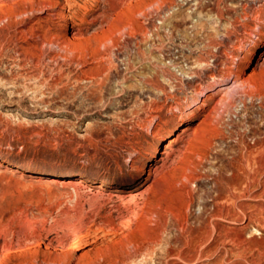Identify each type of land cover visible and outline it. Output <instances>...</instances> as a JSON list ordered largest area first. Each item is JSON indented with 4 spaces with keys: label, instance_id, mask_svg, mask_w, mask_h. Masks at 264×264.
Segmentation results:
<instances>
[{
    "label": "rangeland",
    "instance_id": "obj_1",
    "mask_svg": "<svg viewBox=\"0 0 264 264\" xmlns=\"http://www.w3.org/2000/svg\"><path fill=\"white\" fill-rule=\"evenodd\" d=\"M263 36L264 0H0L2 264H262L264 199L214 177L264 146Z\"/></svg>",
    "mask_w": 264,
    "mask_h": 264
},
{
    "label": "bare ground",
    "instance_id": "obj_2",
    "mask_svg": "<svg viewBox=\"0 0 264 264\" xmlns=\"http://www.w3.org/2000/svg\"><path fill=\"white\" fill-rule=\"evenodd\" d=\"M264 46V36H263V38L261 39V42L259 43V48L260 47H263ZM63 48H64V50H65V55L63 54V56H62V58L66 61L67 60V62H68V60H70L69 59V57L71 58V56H68L70 53H72V50H70V48H68L67 47V44L66 43H63ZM72 55V54H71ZM58 57V56H57ZM55 58V57H54ZM71 60H72V58H71ZM220 60V59H219ZM57 61V60H56ZM73 64V63H72ZM81 64V63H80ZM67 66V65H66ZM210 71V70H209ZM209 71H208V73H209ZM214 71V70H213ZM229 72V71H228ZM208 73H206L207 74V76H206V79L207 80H204V81H200V82H198L199 83V88H198V90L199 91H197L196 92V94L198 93V92H201L200 90H213V89H216V88H218V91H222V90H226L227 89V84H228V82H230V81H232V84H238V83H240L239 81H238V79H237V76H236V74H232L231 72L228 74V75H226V77L224 78V79H222V81L221 80H219V78H218V76H217V72H216V74H215V71L214 72H211L210 74H208ZM222 73V72H221ZM40 74V73H39ZM205 74V75H206ZM102 75H104V74H102ZM218 75H219V73H218ZM224 75V74H223ZM222 76V75H221ZM205 77V76H204ZM224 77V76H223ZM202 80V79H201ZM191 81V80H190ZM197 81V80H196ZM221 81V82H220ZM219 82L220 83H222L219 87H217V85L219 84ZM242 84V83H241ZM239 87V86H238ZM242 87V86H241ZM244 87V86H243ZM189 88L190 89H192V87L191 86H189ZM194 88V87H193ZM196 88V87H195ZM197 89V88H196ZM233 89V88H232ZM202 93V92H201ZM224 96V95H223ZM231 97V96H230ZM250 97V96H249ZM257 97V96H256ZM192 99L190 100V103L186 106V111L184 110L183 111V109L182 108H180V107H178V111L181 113V121H185V120H187V119H192L193 117H195L196 116V114L198 113V111H197V109L199 108V107H202L201 105H204L203 103L204 102H201V105L200 106H196V107H198L197 109H196V107L194 108V109H190V107H191V104L192 105H195V102H196V98H194V97H191ZM232 99V98H231ZM230 99V100H231ZM223 100H225V98L224 97H221L220 99H219V102L221 103V101H223ZM229 100V101H230ZM225 102V101H224ZM190 105V106H189ZM193 107V106H192ZM214 108V107H213ZM188 111V112H187ZM216 111V110H215ZM182 132L181 133H184V131H185V129H182L181 130ZM175 140V138L173 139V141ZM261 140V139H260ZM171 142V141H170ZM260 142V141H259ZM249 144V143H248ZM251 144V143H250ZM167 146H169V145H165V147H167ZM256 147V146H255ZM241 150V149H240ZM242 150H243V148H242ZM242 154H244L243 156H242ZM241 154V156H242V163L241 164H238V165H235V166H232L231 167V173L227 176V175H225V174H222L221 172L220 173H217L216 175H215V177H214V180H215V183L217 184L216 186H217V188H218V191H219V188L221 187V185L222 184H227V185H232L231 186V188L233 187V186H238L239 184H241V185H243V187H242V194H244V195H253L254 193H258L257 195L259 196V198L260 199H264V146H263V144L262 145H260L257 149L255 148V149H247V150H245V152L244 153H242ZM234 161V160H233ZM232 161V162H233ZM235 162V161H234ZM236 163V162H235ZM230 164H231V162H230ZM101 187V186H100ZM226 187V186H225ZM216 188V189H217ZM228 188V187H227ZM223 189V188H222ZM229 189V188H228ZM232 189H234V187L232 188ZM227 190V189H226ZM230 190V189H229ZM239 190V189H238ZM229 192V191H228ZM231 193V195H233V197H234V195H235V193L234 192H230ZM224 194H227V193H224ZM229 194V193H228ZM230 195V196H231ZM254 195H256V194H254ZM222 197V196H221ZM246 197V196H245ZM251 197V196H250ZM250 197H247L248 199L250 198ZM234 198H237V197H234ZM233 198V199H234ZM242 198V197H241ZM257 198V197H256ZM256 198H255V200H256ZM218 199V198H217ZM240 199V198H239ZM117 200H118V202H119V204H120V206H122V207H124V208H126V207H130L133 203H134V201H135V195L134 194H132V192L131 191H129V192H127L126 194H119L118 195V197H117ZM229 200V199H228ZM237 201H239L238 200V198L236 199ZM253 200V199H252ZM248 201V200H247ZM214 202V201H213ZM212 202V203H213ZM244 202V201H243ZM254 202V201H253ZM252 202V204L254 205V203ZM260 202V201H259ZM261 202H263L262 200H261ZM260 202V203H261ZM244 203H246V202H244ZM250 203V202H249ZM249 203H247V204H249ZM256 203V202H255ZM260 203H259V206H260ZM258 204V203H257ZM264 204V203H263ZM214 205V204H213ZM221 206V205H220ZM250 206L251 207H253L251 204H250ZM263 206V205H262ZM261 206V207H262ZM224 207V206H223ZM236 207H239L240 209H242V210H244V209H247L248 208V206L247 205H244L243 203H242V205H236L235 203H233V204H231V205H228L225 209H223V208H218L217 207V209L216 210H214L212 213H211V216H217V217H219V218H224V220L225 219H228V221H232V222H234V221H236L237 220V213H236ZM251 207H249L248 209H249V211L251 210L250 208ZM255 207V206H254ZM257 207V206H256ZM259 208V207H258ZM257 208V209H258ZM262 208H264V207H262ZM239 209V210H240ZM247 209V210H248ZM260 209V208H259ZM246 210V211H247ZM252 210H253V208H252ZM264 210V209H263ZM262 211V210H261ZM241 212V211H240ZM255 211H253V212H251V213H254ZM247 213V212H246ZM258 213V212H257ZM256 213V214H257ZM250 214V213H249ZM239 215V214H238ZM260 215V214H259ZM258 215V216H259ZM244 216V215H243ZM242 215L240 216V217H243ZM246 216V215H245ZM244 216V217H245ZM252 216H253V214H252ZM257 215L255 216V217H258ZM261 216V215H260ZM216 217V218H217ZM251 217V216H250ZM254 217V218H255ZM261 217H263V216H261ZM214 218V217H213ZM249 218V217H248ZM260 218V217H259ZM252 219V218H251ZM251 219H249V220H251ZM211 220V219H210ZM216 221V220H215ZM223 221V220H222ZM227 221V220H226ZM214 222V221H213ZM218 222V221H217ZM219 222H221V221H219ZM230 222H229V224H230ZM254 222V221H253ZM262 222V221H261ZM203 223V222H202ZM226 223V222H225ZM235 223V222H234ZM258 223H260V222H258ZM222 224V223H221ZM231 224H233V223H231ZM251 224V223H250ZM249 224V225H250ZM264 224V223H263ZM262 224V225H263ZM212 225H215V223H213ZM223 225V224H222ZM257 225V224H256ZM259 225V224H258ZM257 225V226H258ZM218 226V225H217ZM229 226V225H228ZM255 226V225H254ZM221 227V226H220ZM224 227H226V226H224ZM223 227V228H224ZM235 227H236V225H235ZM234 227V228H235ZM261 227V226H260ZM129 225L127 224L126 226H125V228H124V232H127V231H129ZM219 228V227H218ZM227 228H229V229H227L226 231H224L223 233L219 230L216 234V236H209V239H210V241L212 242V243H214L215 244V246H216V244L218 245V244H225L227 241L228 242H231L232 244H234L235 243V241H236V238L235 237H232V236H234V235H232V233H233V227L232 228H230V227H227ZM180 229V228H179ZM210 231H211V229H210V227L208 228ZM237 229V228H236ZM246 229V228H245ZM241 230H242V227H241ZM240 230V231H241ZM213 231V230H212ZM211 231V232H212ZM223 231V230H222ZM236 231V230H235ZM181 232V231H180ZM238 232V231H237ZM239 233V232H238ZM240 233H242V232H240ZM261 233H263V232H261ZM215 234V233H214ZM208 235V230H206V227L205 226H201V228L198 230V238L197 239H199V240H203L206 236ZM237 235V234H236ZM242 235V234H241ZM244 235V234H243ZM238 236H239V234H238ZM192 238V237H191ZM240 238V237H239ZM242 238V237H241ZM184 239V238H183ZM260 239H261V237H260ZM121 240V239H120ZM196 240V238L194 239V241ZM208 240V239H207ZM206 240V241H207ZM205 241V242H206ZM197 242V241H196ZM195 242V243H196ZM204 242V243H205ZM194 243V242H193ZM192 243V244H193ZM208 243V242H207ZM250 243H251V241H250ZM203 244V243H202ZM213 244V245H214ZM228 244V243H227ZM245 244V243H244ZM195 245V244H194ZM206 245V244H205ZM210 245V244H209ZM247 245H249V244H247ZM200 246V245H199ZM209 247V246H208ZM212 247V246H211ZM219 247H221V246H219ZM223 247V246H222ZM228 247V246H227ZM230 247V246H229ZM77 248V243L75 242V240H72L70 243H68L66 246H64V247H62V248H60V249H58L57 250V252H56V255H58V256H62V255H66L67 253H69L70 251H72V250H75ZM204 248V247H203ZM216 248V247H215ZM231 248V247H230ZM235 248V247H234ZM257 248V247H256ZM204 249H206V247L204 248ZM223 249V248H222ZM224 249H226V248H224ZM235 249H239V248H235ZM234 249V250H235ZM243 249V248H242ZM207 250V249H206ZM229 250V249H228ZM240 250V249H239ZM21 251H23V250H21ZM170 251V250H169ZM205 250H203V252H204ZM217 251V250H216ZM222 251V250H221ZM226 251V250H225ZM241 251V250H240ZM247 251V250H246ZM253 251V250H252ZM19 252V251H18ZM230 252V251H229ZM233 252V251H232ZM237 252H238V250H237ZM179 253V252H178ZM214 253V252H213ZM216 253H219V252H216ZM227 253V252H226ZM246 253V252H245ZM244 253V254H245ZM248 253V252H247ZM251 254H252V252H250ZM255 253H257L256 251H255ZM18 253H17V251H9V252H5V253H3L1 256H0V264H2L3 262H5L6 261V259L9 257V256H16ZM229 254V253H228ZM235 254V253H234ZM242 254V253H241ZM19 255V254H18ZM223 255V254H222ZM227 255V254H226ZM250 255V254H249ZM253 255V254H252ZM219 256H221V255H219ZM230 256V255H229ZM232 256V255H231ZM230 256V257H231ZM235 256H236V254H235ZM238 256H241L240 254L238 255ZM238 256H236V257H238ZM248 256V255H247ZM246 256V257H247ZM260 257H262V255H259ZM218 257V256H217ZM230 257L228 258V259H230ZM244 257V256H243ZM233 258V257H232ZM239 258V257H238ZM241 258V257H240ZM259 258V257H258ZM222 259V258H221ZM226 259H227V257H226ZM225 259V260H226ZM242 259V258H241ZM246 259V258H245ZM244 259V260H245ZM261 259H264L263 257L261 258ZM216 260H217V258H216ZM250 260H252V259H250L249 258V261H248V263L250 262ZM253 260H254V258H253ZM218 261V260H217ZM242 261V260H241ZM247 261V260H246ZM260 261V260H259ZM211 262H213V261H211ZM223 262H225V261H223ZM243 262V261H242ZM262 264H264V260H262ZM214 263V262H213ZM228 263V262H227ZM232 263V262H231ZM234 263V262H233ZM245 263V262H244ZM243 263V264H244ZM260 263H261V261H260ZM259 262L258 263H255V264H260ZM211 264V263H210ZM237 264H238V262H237ZM240 264V263H239ZM246 264V263H245ZM252 264H254V262L252 261Z\"/></svg>",
    "mask_w": 264,
    "mask_h": 264
}]
</instances>
